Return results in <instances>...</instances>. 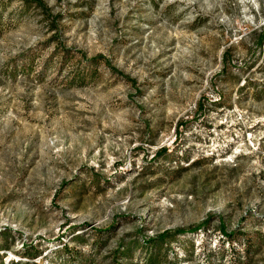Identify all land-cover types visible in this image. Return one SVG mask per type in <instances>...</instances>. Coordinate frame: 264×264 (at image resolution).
Instances as JSON below:
<instances>
[{"label": "rangeland", "instance_id": "obj_1", "mask_svg": "<svg viewBox=\"0 0 264 264\" xmlns=\"http://www.w3.org/2000/svg\"><path fill=\"white\" fill-rule=\"evenodd\" d=\"M38 1L0 0V264H264V0Z\"/></svg>", "mask_w": 264, "mask_h": 264}, {"label": "trees", "instance_id": "obj_2", "mask_svg": "<svg viewBox=\"0 0 264 264\" xmlns=\"http://www.w3.org/2000/svg\"><path fill=\"white\" fill-rule=\"evenodd\" d=\"M23 1H27V2H36L38 3L39 1L38 0H23ZM164 153H167V151H164V152H161L160 155L164 154ZM198 230L197 228H190L188 230H185V229H180V230H177V231H174V232H170V231H166L164 233H162L160 236H158L156 239L162 244V245H165V244H168V243H171L173 241H175V239L178 237V236H181V235H184L186 232H194ZM222 233H223V236L224 235H228V236H231L226 229H223L221 230ZM101 231H97V233H100ZM76 239L79 240L80 242H83V237L82 236H76ZM156 239H153L151 240L152 243L157 241ZM62 248L65 252L69 253V256H73V252L72 249L70 248V245L69 244H66L64 243L62 245ZM120 255H116L117 257V260L120 259V258H123V257H119ZM155 259V258H154ZM118 262V261H116ZM161 262H163L159 256L157 257L156 260H153V258L149 259L148 261V264H161ZM118 264H120V262H118Z\"/></svg>", "mask_w": 264, "mask_h": 264}]
</instances>
